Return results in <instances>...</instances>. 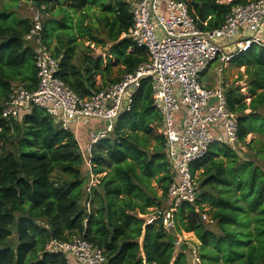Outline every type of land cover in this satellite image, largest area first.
Listing matches in <instances>:
<instances>
[{"label": "trees", "instance_id": "trees-1", "mask_svg": "<svg viewBox=\"0 0 264 264\" xmlns=\"http://www.w3.org/2000/svg\"><path fill=\"white\" fill-rule=\"evenodd\" d=\"M178 1L200 31L211 32L234 6L256 0ZM33 2L47 12L50 0ZM30 26V18L0 10V264H66L47 246L74 238L102 250L106 264H189L184 249L176 250L175 234L182 232L198 240L200 264H264V49L233 58L236 67H244L245 93L236 85L225 92L237 118L238 143L247 152L241 157L228 144H211L190 165L196 202L182 203L173 214L174 227L166 230L160 218L147 223L153 211L168 210L174 178L147 80L112 133L92 146L90 166L74 133L44 110L33 107L19 121L2 118L14 83L37 87L34 49L24 40ZM130 26L124 0H76L43 23L42 43L53 45L60 59V80L85 99L147 60L144 50L122 38ZM85 42L108 50L94 56ZM92 123L84 127L89 133L97 129ZM91 174L97 183L88 193ZM205 214L210 223L202 219Z\"/></svg>", "mask_w": 264, "mask_h": 264}, {"label": "built area", "instance_id": "built-area-1", "mask_svg": "<svg viewBox=\"0 0 264 264\" xmlns=\"http://www.w3.org/2000/svg\"><path fill=\"white\" fill-rule=\"evenodd\" d=\"M131 26L122 34L147 60L89 98L80 99L58 77L60 59L42 43L45 7H29L31 26L24 40L33 44L37 87L12 85L1 116L19 121L38 107L63 130L99 122L102 128L89 133L81 150L90 166L92 146L112 133L124 112L130 111L143 80L149 82L152 104L160 115L159 134L174 175L168 188L169 208L157 212L166 230L174 227L173 214L182 203L194 204L198 187L190 165L203 158L211 144H238L236 116L228 109L223 73L233 58L252 48L264 49V0L234 6L224 23L211 32L200 31L184 2L178 0H125ZM216 64V84L208 87L204 76ZM74 134V135H75ZM91 174L87 192L94 185ZM89 207V203H87ZM207 220L206 216H202ZM47 251L62 254L66 264H106L102 250L83 238L70 242L51 241Z\"/></svg>", "mask_w": 264, "mask_h": 264}, {"label": "rangeland", "instance_id": "rangeland-1", "mask_svg": "<svg viewBox=\"0 0 264 264\" xmlns=\"http://www.w3.org/2000/svg\"><path fill=\"white\" fill-rule=\"evenodd\" d=\"M223 2H231L232 0H222ZM31 4H34L32 2V0H0V10H7L9 12H13L17 17L19 18H23V19H29L30 18V12H29V7L31 6ZM52 6H56L53 3H51ZM51 12V10H47V12H45V19L49 18V13ZM43 23V21H42ZM99 30L97 31V33H99V36L103 39L104 38V33H101L103 36L100 35V26L98 25ZM32 48H33V44L28 43ZM85 45H89L90 48H92L93 50V54L94 56L97 55H102L104 56V53L108 50V48H101L100 46H96L95 44H90L89 42H85ZM53 45H51L52 49ZM255 50H258L259 48H253ZM216 67L217 65L214 64L210 70L208 72H206L205 74V79L208 80L210 83L212 84H216L215 78H216ZM244 74V67L238 68L236 67L232 62L229 63V65L227 66L226 70L224 71V73L222 74L223 76V82H224V87L225 89H227L229 86L231 85H236V86H240L242 87V92L245 93V77L243 76ZM240 77H242V79H240ZM159 133V132H158ZM250 140V136L247 138V141ZM220 145H227V143H225L224 141H219ZM233 149L242 157L243 153L247 152V149L245 147H243L240 143L236 144ZM232 149V150H233ZM94 177V176H93ZM94 184L97 183L95 177L93 179ZM161 194V192H159ZM208 210V208H205V212ZM153 211V209L151 210ZM160 211H153L152 214L147 215V218L150 219H154L156 218V213ZM206 216V222L210 223V215L209 214H205ZM208 227H210L211 229L215 228L213 227V225H208ZM15 234V233H14ZM13 234V237L10 240V243L12 246H15L16 244V237ZM175 239H176V250L177 252L180 250L184 249V253L186 255L187 258V262L189 264H200L199 260H198V256H197V246L199 245L198 240L196 239V237L194 236L193 233H186V232H182L181 234H175ZM183 246H186V248H183Z\"/></svg>", "mask_w": 264, "mask_h": 264}, {"label": "crops", "instance_id": "crops-1", "mask_svg": "<svg viewBox=\"0 0 264 264\" xmlns=\"http://www.w3.org/2000/svg\"><path fill=\"white\" fill-rule=\"evenodd\" d=\"M75 1L76 0H50L49 5L47 6V10H49V11L51 10V12L49 13L50 17L43 20V23L47 20H52L53 14H55L59 8H63V7L69 6L70 4H74ZM110 1H112V0H107V2H110ZM124 2L126 3L125 0H124ZM51 3H53L56 6H52ZM44 18H45V15H44L43 19ZM54 18L58 19L59 15L56 14L54 16ZM53 43H55V40H53ZM204 81L207 82L208 87L209 86L212 87L215 85V84L210 83L208 80H206L205 77H204ZM91 126H93V128H97V129H100L103 127L102 124H100L99 122H95V121L91 124ZM88 129L84 128V127H78V128H76L77 133L76 134L74 133L76 140L78 141L79 145L81 146V150H84L88 144V137H89V130Z\"/></svg>", "mask_w": 264, "mask_h": 264}]
</instances>
